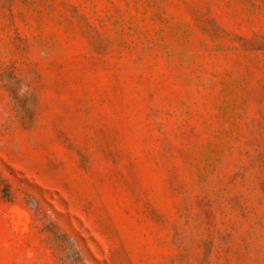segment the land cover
I'll return each instance as SVG.
<instances>
[{
    "label": "rangeland",
    "instance_id": "obj_1",
    "mask_svg": "<svg viewBox=\"0 0 264 264\" xmlns=\"http://www.w3.org/2000/svg\"><path fill=\"white\" fill-rule=\"evenodd\" d=\"M0 264H264V0H0Z\"/></svg>",
    "mask_w": 264,
    "mask_h": 264
}]
</instances>
